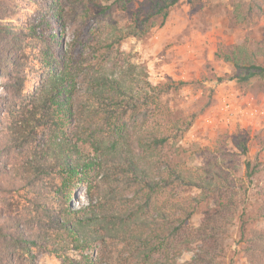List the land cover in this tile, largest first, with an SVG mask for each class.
<instances>
[{"label": "rangeland", "instance_id": "obj_1", "mask_svg": "<svg viewBox=\"0 0 264 264\" xmlns=\"http://www.w3.org/2000/svg\"><path fill=\"white\" fill-rule=\"evenodd\" d=\"M164 5L163 0H0V10L9 15L2 22L11 23L15 32L25 37L22 46L29 54L23 57L21 73L26 76L28 93L35 90L41 75L49 72L38 60L40 39L54 46L50 48L57 57L68 51L82 57L85 66L97 68L96 76H111L113 71L119 75L120 66L123 69L130 68V64L137 66L138 69L129 76L135 93L157 87L158 97L155 96L156 102L150 107V113L154 115L142 130L150 132L155 128L156 134L159 130L171 139L148 164L153 169L165 163L182 168L184 178H192L197 184L192 188L177 186L175 191L168 189L169 192L161 197L159 204L163 206L177 196V200L183 201L174 218L181 216L184 208L188 210L196 205L197 209L187 223L189 230L185 235L192 243L177 256L174 249L162 258L155 256L158 262H192L203 250V239L208 238L205 251L212 252L208 254L209 264H251L245 253L246 240L251 237L250 231L264 229L255 185L262 183L260 177L253 184L246 180L245 163L255 164L257 158L264 163V77L254 78L248 84L239 83L234 79L237 73L233 64L226 62L224 56L237 47L252 51L262 47L264 0H180L173 8L163 11L168 14L166 18L159 12ZM130 25L138 28L141 37L124 33L127 37L115 43L120 35L116 36L114 28L125 29ZM31 26L37 27L34 35L29 30ZM108 44L114 46L112 52L102 48ZM96 47L99 50L93 56L92 49ZM257 63L264 67V58L259 56ZM115 64L119 65L117 69H113ZM144 70L147 79L141 72ZM0 82V95L5 97L4 86L8 79ZM79 82L83 87L78 97L80 105L87 104L92 111H99L103 105L92 97V91L86 93L88 83L82 75ZM227 102L232 106L226 112ZM101 111L100 115H104ZM0 112V147L13 146L0 154V162L8 167L0 173V186L19 188L27 184V177L32 173L31 162L38 155L49 154L43 148L47 135L41 132L39 138L29 141V147H14L22 135L29 133L24 122L30 117L24 114L20 117L21 122H17V111L13 115L3 109ZM73 124L70 120L67 123L65 138H72ZM1 131H6L8 144ZM81 148L82 155H94L88 147ZM135 151L138 155V149ZM45 160L54 165L52 157ZM210 163L219 165L214 167L218 173L219 170L222 172V181L236 184L237 190L245 184L249 190L250 199L241 205L233 218L228 211L218 208L214 198L209 206L206 201H201L199 178ZM95 178L93 174L87 181L91 180L92 184ZM45 181L44 184H52L47 178ZM85 186L73 188V207L87 203ZM245 190L240 192L241 195ZM13 194L16 196L17 193L3 197ZM215 198L218 199L217 194ZM243 206L247 208L244 217ZM181 240L183 243L186 239ZM201 257L205 258L204 254ZM138 260L127 247L116 241L108 245L96 244L84 253L72 249L67 251L66 257H57L47 251H42L39 256V264H144Z\"/></svg>", "mask_w": 264, "mask_h": 264}, {"label": "trees", "instance_id": "obj_2", "mask_svg": "<svg viewBox=\"0 0 264 264\" xmlns=\"http://www.w3.org/2000/svg\"><path fill=\"white\" fill-rule=\"evenodd\" d=\"M163 1L165 5L159 9L160 13L180 2ZM1 12L0 81L8 79V83L4 86L7 95H0V107L8 115L17 111V122H21L20 117L24 114L30 117L26 122L22 121L30 129L29 133L22 135L14 147H29V141L33 142L43 132L47 135L43 148L49 154L38 155L31 162L32 173L27 177V184L19 188L0 186V264H39L42 251L66 257L69 250L84 253L96 244L108 245L114 241L127 247L144 264H173L168 261L160 263L155 256L162 258L171 249L177 256L192 243L191 238L185 235L189 230L187 223L197 206L188 210L184 208L181 216L174 218L183 206V201L177 200L179 196L164 206L159 202L169 192L168 189L175 191L177 186L192 188L197 184L192 178H184L185 170L177 166L165 163L153 169L149 165L153 156L158 155L171 139L159 130L156 134L155 128L150 132L142 130L154 115L150 113V107L156 102L157 87L151 88L148 84L150 89L135 93L129 76L138 69L137 66L130 64L128 69L120 66L119 75L113 71L111 76H96L99 73L97 68L85 66L82 57L75 56L72 51L57 57L54 46L40 39L38 60L49 72L42 74L35 90L28 93L25 90L26 76L21 73L23 57L29 54L22 46L25 37L16 33L11 23L2 22L9 15L3 10ZM167 15L163 14L165 18ZM114 29L116 36L120 35L115 43L127 37L124 33L136 37L142 35L133 25ZM29 30L34 35L37 27L31 26ZM113 47L111 44L102 46L108 52H112ZM98 50L99 47L93 48L92 55L96 56ZM259 56L264 58V42L255 51L237 47L226 54L224 60L233 64L237 73L234 79L248 84L254 78L264 77V67L257 63ZM118 67L115 64L113 69ZM141 72L147 79V72ZM80 75L88 83L86 93L92 91V97L100 100L103 106L99 111L102 110L104 115L78 102L83 91ZM69 120L74 123V130L72 138H65L64 129ZM1 135L8 144L6 131H1ZM134 145L136 149L131 150ZM84 146L94 155H82L80 150ZM8 147L13 146L0 147V154L7 152ZM242 149L246 154L244 145ZM49 156L53 158L54 165L45 160ZM214 166L219 165L210 163L200 175L201 201H206L209 206L214 198L218 208L228 211L233 218L241 205L250 199L249 190L245 184L237 190L236 184L222 181V172L219 170L218 173ZM6 168L7 165L0 162V173ZM93 174L96 178L91 184V180H87ZM257 177L262 183L255 184L261 205L259 215L264 218V163L258 158L255 164L245 163L246 180L253 184ZM45 178L52 184H44ZM167 178L170 180H165ZM85 181L89 184H83ZM79 185H86L87 203L76 208L71 200L73 188ZM242 190H245L244 195L240 193ZM11 192L17 193L16 196L3 197ZM121 203L120 208L117 207ZM242 210L244 217L247 215L246 206ZM250 234L245 253L251 264H264V229H254ZM183 237L186 240L182 243ZM208 240L203 239L201 254L187 264L210 263L208 254L212 252L205 251ZM202 254L205 258L201 257Z\"/></svg>", "mask_w": 264, "mask_h": 264}, {"label": "built area", "instance_id": "obj_3", "mask_svg": "<svg viewBox=\"0 0 264 264\" xmlns=\"http://www.w3.org/2000/svg\"><path fill=\"white\" fill-rule=\"evenodd\" d=\"M231 104L229 103V102H227V104L225 105V108H226V112H227V110H229L230 108H231Z\"/></svg>", "mask_w": 264, "mask_h": 264}]
</instances>
